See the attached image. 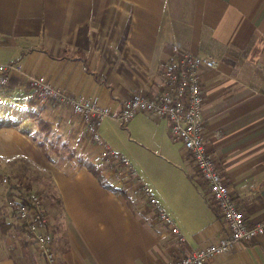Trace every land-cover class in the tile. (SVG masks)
<instances>
[{
  "label": "crops",
  "instance_id": "1",
  "mask_svg": "<svg viewBox=\"0 0 264 264\" xmlns=\"http://www.w3.org/2000/svg\"><path fill=\"white\" fill-rule=\"evenodd\" d=\"M173 47L218 62L200 73L206 150L246 221L263 220L264 0H0V66L13 63L0 87V122L17 124L0 127V174L40 194L59 264H168L223 233L219 212L190 175L184 151L171 143L165 120L139 113L121 131L156 158L145 164L144 154L128 148L121 153L135 178L120 183L103 174L124 198L80 166L99 162L81 119L53 101L38 110L32 99L36 78L109 108L99 134L120 151L109 136L115 116L133 95L150 99L164 91ZM35 112L45 132L26 117ZM52 144L63 155L49 153ZM141 187L184 243L159 221ZM5 188L0 184V206ZM12 224L0 222V264H44L23 228ZM24 245H32L33 259L14 255ZM205 264H264V236Z\"/></svg>",
  "mask_w": 264,
  "mask_h": 264
},
{
  "label": "built area",
  "instance_id": "2",
  "mask_svg": "<svg viewBox=\"0 0 264 264\" xmlns=\"http://www.w3.org/2000/svg\"><path fill=\"white\" fill-rule=\"evenodd\" d=\"M173 53L175 59L164 69V91L150 99L133 95L123 102L115 121L120 127L126 128L137 114L146 113L150 117L167 122L171 143L179 145L184 151L191 164L190 175L201 181L208 202L219 212L224 225V231L216 243L196 249L168 264H205L213 257L228 253L235 245H248L263 237L264 219L254 224L246 221L243 212L232 199L215 161L206 150L204 95L200 73L203 70H215L218 62L209 56H197L177 47H173ZM12 68L10 64L0 66V87L7 85ZM30 88L37 109L53 101L68 108L73 115L81 119L99 150L98 164L102 166L105 175L120 183L124 179L135 178L129 161L115 153L99 134L102 121L112 115L109 108H101L90 101H77L50 83L36 78L30 79ZM140 189L147 196L159 221L169 228L177 243H184L179 229L150 196L148 188ZM13 194V214L27 239L35 245L44 264H59L54 251V235L49 227L40 195L27 190Z\"/></svg>",
  "mask_w": 264,
  "mask_h": 264
},
{
  "label": "rangeland",
  "instance_id": "3",
  "mask_svg": "<svg viewBox=\"0 0 264 264\" xmlns=\"http://www.w3.org/2000/svg\"><path fill=\"white\" fill-rule=\"evenodd\" d=\"M2 88H4V87H2ZM33 102H34V105H36L34 100H33ZM40 109H41V107H38V110H40ZM0 112H1V109H0ZM33 113H31V114L29 113L28 115H26V117L28 116L27 118H30V120L36 121L35 123L37 125H39L40 129L45 130L46 128H45L44 124L41 122L40 116L38 115V112H35V114H33ZM122 130H125V128H122L118 125V123H115V125L112 127L111 133L109 135L110 138L113 140V142H115L116 144H119V146H120L119 148H121L120 151H114L115 153H118V154L124 156L125 158H126V156L124 154H122L121 152H126V151L131 150V151H134L135 154L140 155V156L144 154L143 158L145 159V161H144L145 164H151L152 161L156 160V158H154V155L142 152L141 150L133 147V145L127 143L125 140V135L121 132ZM48 148L50 149V150H48L49 153L51 151H53V153L57 154V155H63V153L65 152V149H63V147L61 145H58L56 147L52 144V145H49ZM128 148H129V150H128ZM45 151H47V150H45ZM18 175H20V173L14 174V177L18 178L19 177ZM12 177L13 176L0 174V184L3 186H6L5 190H3V192H2V195L4 196V200H3L4 203H3V205L0 206V222H4L5 219H11L12 223H13L12 225H15L16 220L14 219L15 217H14L13 208H12V201H13L14 194L12 192H14V193L23 192L25 190L24 185H26V184H24V185L21 184V187H19L18 186L19 181L18 182L13 181L11 179ZM4 179H5V182H3ZM9 179H11V180H9ZM130 180H133V179L131 178ZM140 191L142 192L141 189H140ZM31 192H33V191H31ZM151 208L154 210V208L152 206H151ZM153 212H155V211H153ZM16 227H17L16 228L17 231H20L19 227L18 226H16ZM10 240H12V239H10ZM23 244H25V243H23ZM31 246H29V245L28 246L24 245L23 247L20 246L22 249L17 247L13 251L14 255L20 254V256L23 257L25 254V255H27L26 257H30V259H31L33 257V254H32L33 252L30 249V248H32ZM16 258H19V256H17Z\"/></svg>",
  "mask_w": 264,
  "mask_h": 264
},
{
  "label": "trees",
  "instance_id": "4",
  "mask_svg": "<svg viewBox=\"0 0 264 264\" xmlns=\"http://www.w3.org/2000/svg\"><path fill=\"white\" fill-rule=\"evenodd\" d=\"M13 63H10V65H12ZM31 104L33 105V102H31ZM17 127L16 123H11V122H4L1 121L0 122V127ZM42 131L45 132V130L42 129ZM80 166L85 168L90 174H92L96 180L98 181V183L103 187L106 188L110 191L113 192H119L124 198H125V193L122 191H117L115 190L113 187L109 186V184L107 183V180L104 179V170L102 168V166L100 164H92V163H88L85 161L80 160L79 161ZM252 244V243H251Z\"/></svg>",
  "mask_w": 264,
  "mask_h": 264
}]
</instances>
